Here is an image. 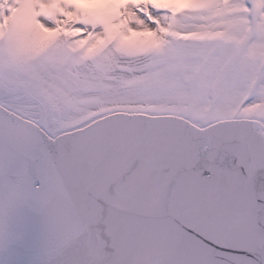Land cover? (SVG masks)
<instances>
[{"label":"snow or ice","instance_id":"snow-or-ice-1","mask_svg":"<svg viewBox=\"0 0 264 264\" xmlns=\"http://www.w3.org/2000/svg\"><path fill=\"white\" fill-rule=\"evenodd\" d=\"M0 264H264V0H0Z\"/></svg>","mask_w":264,"mask_h":264}]
</instances>
